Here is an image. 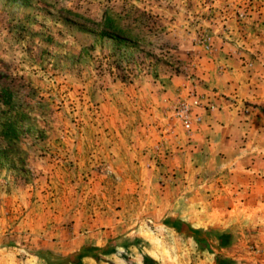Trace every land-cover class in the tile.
<instances>
[{
  "label": "rangeland",
  "instance_id": "obj_1",
  "mask_svg": "<svg viewBox=\"0 0 264 264\" xmlns=\"http://www.w3.org/2000/svg\"><path fill=\"white\" fill-rule=\"evenodd\" d=\"M182 109L200 121L187 129ZM251 190L264 193V0H0V264H264ZM224 191L239 209L192 212Z\"/></svg>",
  "mask_w": 264,
  "mask_h": 264
},
{
  "label": "crops",
  "instance_id": "obj_2",
  "mask_svg": "<svg viewBox=\"0 0 264 264\" xmlns=\"http://www.w3.org/2000/svg\"><path fill=\"white\" fill-rule=\"evenodd\" d=\"M238 88L237 89V94L239 96H241L243 98V93H241L242 91ZM221 104V109H219L218 111H216L214 113V115H216L217 118L223 119L224 120V124L221 126L220 128V133L221 135H226L228 134L230 136V139H232V141H234L236 139V136L240 133V129L242 128V126H240V122H239V118L240 116L237 115V113L235 112L234 108H230L229 106L231 105L229 99H220ZM217 133V134H218ZM250 169V168H249ZM233 194H235L234 191H224L221 192L220 194H218L215 199L220 198L221 201H219V203L217 202V200L214 202H212V204H209L211 207L208 209H204L203 207L201 208V210H198L197 207L195 208V210L198 211H192L194 214H210L213 216H216L217 214H221V213H231L234 212V210L236 211V209H239V206L235 205V202H233V200L231 201V199L234 198ZM245 198L247 199L245 201V204H248V206L246 208H248L249 210H255L257 209L259 212V208H261V206H251L256 203V201L253 200V198H255V196L259 197V198H264V193H255V191L251 190L250 192H245L244 193ZM244 195H240L241 197H244ZM236 197V196H235ZM233 203V206H226L225 204H231ZM253 203V204H252ZM261 205H264V203H262ZM245 208V207H244ZM264 208V207H262ZM248 210V211H249ZM183 212V211H182ZM262 213V212H261ZM182 214L185 215V217H182ZM189 214V211L181 213V210L179 209V211L177 212V215L179 218L190 222L192 225H196L197 227H207L208 224H211L210 222H212V226H213V217L210 218L209 223H204L205 218L204 219H197L199 221H197L196 219H192L189 216H186Z\"/></svg>",
  "mask_w": 264,
  "mask_h": 264
},
{
  "label": "trees",
  "instance_id": "obj_3",
  "mask_svg": "<svg viewBox=\"0 0 264 264\" xmlns=\"http://www.w3.org/2000/svg\"><path fill=\"white\" fill-rule=\"evenodd\" d=\"M166 223H169L171 226H173V228L176 230V231H179V232H185L183 230V228L180 226V225H184L185 223L183 221H181L180 219H167L165 221ZM188 230L190 231V233L195 236L197 234V232L199 230L197 229H193L191 227H187ZM188 233V232H187ZM229 233H222V234H219L217 236L218 240H219V244L221 246H224V245H227L229 243ZM196 238V242L197 243H200L201 240L199 239V237H195ZM90 248H87L86 246H83L81 248L80 251L76 252V253H73L70 257H72V259L75 261L76 259H79L80 257H83V256H86V255H90V252H89ZM219 264H222V260H218L217 261Z\"/></svg>",
  "mask_w": 264,
  "mask_h": 264
},
{
  "label": "built area",
  "instance_id": "obj_4",
  "mask_svg": "<svg viewBox=\"0 0 264 264\" xmlns=\"http://www.w3.org/2000/svg\"><path fill=\"white\" fill-rule=\"evenodd\" d=\"M193 102H194L195 105L198 104V101L197 100H195ZM178 114H179V117L182 119V122H183L184 126L187 129H190L192 127V125H193L194 122L200 121V115H198V116L195 115V117L192 118L191 115H190V113H188V111L186 109L180 110V112Z\"/></svg>",
  "mask_w": 264,
  "mask_h": 264
}]
</instances>
